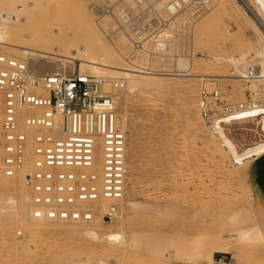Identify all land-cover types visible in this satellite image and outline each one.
Wrapping results in <instances>:
<instances>
[{
	"label": "rangeland",
	"instance_id": "rangeland-1",
	"mask_svg": "<svg viewBox=\"0 0 264 264\" xmlns=\"http://www.w3.org/2000/svg\"><path fill=\"white\" fill-rule=\"evenodd\" d=\"M8 1L6 0L7 3ZM49 1L59 2L64 8H69L70 2L68 0ZM87 1L92 2L94 0ZM2 2L0 1V6ZM149 2L153 5L158 3L156 0H149ZM98 3L102 9L105 7L112 15L121 6L128 8L129 11L137 8V5L130 0H123L118 4H115L116 0L108 3L105 0L103 3L95 1V4ZM9 5H11L10 2L8 7H10ZM159 8L162 9L163 6H159ZM68 11L64 13L48 11L45 16L49 20L53 18L55 20L56 18V21L58 19L62 22L65 18L66 21H64L69 26L74 25H71L74 30L71 27L70 29L75 31L78 24H73V20L69 19L68 16L73 14L69 9ZM184 11H188L184 14L186 16L184 24L179 25L177 30L175 25L171 24L173 34L165 36L162 33V35H158L171 41V46L167 52L156 55L154 54V45V49L146 46L149 52L151 51L150 54L146 55H153L151 69L161 71L164 69L173 71L181 69L183 71V68L179 69V66L174 65L173 56L175 53L192 60L194 45H192L191 25L202 19L207 8L202 10L187 8ZM102 12H92L100 22L103 19L100 16ZM155 12H158V10H155ZM113 18L114 16H112L114 26L105 29L104 38L109 45L111 44L110 46H118L119 37L124 33L122 29H119L120 26ZM217 19L218 25L213 29L212 34L217 41L216 50L218 52L231 55L238 54L241 51L249 52L253 49V45L256 44V33L247 21L238 24V22L235 23L236 21L232 20L233 23L225 15L219 16ZM54 24L60 26L58 22ZM65 24L64 27H66ZM51 26L54 27L53 24ZM76 30L78 31L77 27ZM83 34L85 36L88 31H83ZM148 43L151 44L152 41L146 42V44ZM129 46L124 55H135L131 52ZM193 59L195 58L193 57ZM250 64L252 66L253 62ZM50 65L47 64V66ZM78 65L79 62L77 61L75 71H78ZM216 71L218 73L222 71L234 72L231 62H221L216 67ZM180 75L168 76L171 85L167 87L168 89L165 88L162 91L153 89L130 93L126 91V87L123 89L114 88V92L120 95L117 107L118 120L123 117V114L127 117L125 121H127L128 128L123 134L125 149L122 145L115 151L113 149L95 150L97 174L100 177L102 172L107 173V181L110 183L109 188L101 189H104L105 192H108L113 186L110 172L113 173L114 170H117L116 167L119 165L116 164V160L123 153L125 155V164L123 165L126 168V173L123 176L124 184L122 182L115 184V190L121 188V196L109 202L114 203L116 208L121 204V201L123 202L121 205L126 209L120 231H123L122 233L128 241L132 242L134 239L136 245H132V247L126 244L116 246L111 241H90L74 237L72 234L55 233L47 228V225L51 223L49 220H44L46 225L39 232L25 230L24 227L34 221L32 208H29L27 204L28 208L25 209L24 214L17 217L15 205L17 194H19L18 197L22 204L26 203L24 199L26 194L18 192L16 179H3L0 182V196L2 195L0 197V200H2L0 204V262L3 259L16 257L22 261L44 260L43 262L46 261L47 264H56L52 261L53 258L55 259L58 256L61 257L58 259V263L61 262V259L65 261L75 258V260H81L86 264H95L107 260L117 264H126V262L127 264H135L139 262L138 259L140 258V264H194L195 259L198 258L200 264H247V261L251 259L250 257L254 255V258L256 256L260 258L257 257L259 262L255 260L257 264L264 261V245H257V242L260 241L253 242V245L246 243L247 246L240 244V242H234V245H231V254L215 252L213 256L209 257L205 252L207 246L211 249L216 247L215 245L218 246L219 243L221 245V242L226 243L231 240V236L235 235L240 228L255 225H258L260 229L263 228L264 192L256 193L252 190L244 198L242 196L245 194L244 186L249 179L256 176L258 182H261L259 178L264 177V166L260 164L262 159L260 158L257 161L259 168L253 161L246 169H240L235 175L230 176L227 172H234V168L224 152L220 156L214 151V146L205 143V137L211 130L208 129V126H205L199 131L194 126L197 115L203 119L201 114L203 109L199 107L201 90L212 91L218 89L228 102H240L245 100L246 96L244 81L236 77L221 80L216 78L200 80L191 78V76ZM115 79L110 78V80ZM259 85L264 89V84ZM262 96L264 97V95ZM222 126L242 148L245 146L246 141L252 138L250 130L255 126V121L250 120L240 124L234 122L222 123ZM93 139L100 140L101 138L93 137ZM101 140L106 141V138ZM104 180L106 179L104 178ZM107 194L110 196L112 193L108 192ZM235 194H242V198L235 196ZM11 201L12 203H10ZM98 201L100 204L102 199ZM236 214L239 215L238 219L241 222L239 224L236 222V225H234L233 221L231 223L228 220ZM108 218L110 219L107 221L101 222L99 219L94 222H85V224L93 227L98 232L113 234L117 229V222L112 217ZM59 223L66 224L62 221ZM195 234H198L199 241H203L204 245L206 244L205 247L202 245L203 251L201 253L198 250V253L196 252L197 246L191 242L192 236ZM36 235L38 238L35 237ZM262 242L264 244V240L261 239L260 243ZM248 244L252 246H248ZM256 245L261 249L258 250ZM204 252L205 254H203ZM135 253H137V257L140 255L138 259L136 257L131 258L135 256ZM127 256H129L128 259ZM129 258L131 261L134 259L133 262H129Z\"/></svg>",
	"mask_w": 264,
	"mask_h": 264
},
{
	"label": "bare ground",
	"instance_id": "bare-ground-1",
	"mask_svg": "<svg viewBox=\"0 0 264 264\" xmlns=\"http://www.w3.org/2000/svg\"><path fill=\"white\" fill-rule=\"evenodd\" d=\"M0 1H3L1 3L2 7L0 6V52L5 53L9 56L28 60V64L36 73L45 71L59 73L63 70L65 72L75 71L76 62L78 61L79 72L89 73L94 76H100L105 78L106 84L104 85V87L106 88V91L108 93L112 94L113 107H115L116 110L119 105L118 99L120 98V95L114 92V87L111 85L110 78L123 79L124 88L126 87V91L130 93H135L136 91L153 89L162 91L163 89L171 85L168 76L180 75L171 71L170 69H164L163 71L159 72L142 71L144 67L147 69L152 68L151 58L153 55H148L149 57L146 55L150 54L151 52H149L146 46L153 48V44L148 43V45L145 42L142 47L133 48L128 36L125 34L124 31H122L124 33L123 35L120 34L121 36L119 37V40L117 42L118 46H110L111 44L109 45L105 41L104 34L106 33V28L114 26V21L112 20L113 15L110 14V11L106 10L105 7L104 9H102L99 3V5L95 4V1L103 3L104 0H94L92 2H88L87 0H68L70 2L68 9L72 11L73 14L70 15L72 17H68L69 19L71 18V21L73 20V24H78V26H76L78 31L76 30V27L75 31H72L71 29H73L72 26L74 25L71 24L72 26H69L68 23L65 22V18H63V22L62 20L60 21L58 19L56 21V18L55 20L54 18L50 19V21L49 18L45 16L48 11H59L61 13H64L65 11L69 12L68 9L64 8L59 2H50L49 0H7L8 3H11V5H9L10 7H8V3L6 2V0ZM110 1L112 0H105L106 3ZM120 1L123 0H116L115 4H118V2ZM130 1L136 4L135 0ZM156 1L158 2L156 3V5H153L152 3L151 5H149V7L151 6L152 9L158 10L160 13L164 14L165 4L169 0ZM5 4L7 5L6 7ZM159 6H163V8L160 9ZM206 8L207 11L206 13H204L202 19L198 20L197 23L191 25L193 35L192 45H194L192 60H188V58H186L185 56L177 55L176 53L173 56L174 65L179 66V69L183 68V71H186V73L181 75H186L189 77L191 76V78L193 77L195 79L200 80H205L208 78H216L218 80H221L225 78L236 77L237 79L243 81L245 71L249 67H251L250 63L253 62L252 66L256 67V73H258L256 83L264 84V0H209V4ZM102 10L104 11L102 12ZM93 11H96L97 13L102 12V15H100L103 18L101 22L94 17L92 13ZM186 12L188 11L183 10L176 16L172 17L169 20L167 27L164 29L163 32L159 33V35H162V33L165 36L173 34L174 31L171 30V24H174L175 29L177 30L179 25L185 23L186 19L184 18L186 16L184 14H186ZM77 13L78 15H76ZM224 15L227 16L228 19H230L231 21L235 20V23L238 22V24L247 21L253 27L256 33V44L253 45L252 50H250L249 52L241 51L238 54L234 53L231 55H226L223 54V52H218L216 50L217 41L216 39H214L215 37H213L212 33L213 29L218 25L217 18L219 16L222 17ZM179 18H181V20H179ZM53 20L55 22L60 23V26L55 25V22ZM64 22L67 24H65ZM51 24H53L54 27L51 26ZM64 24L67 28L64 27ZM119 29H121V27H119ZM83 31H88V34L84 36ZM128 46L130 47L131 52L135 53V55H124V52L126 51V49H128ZM154 54H156L155 51ZM193 57L195 59H193ZM221 62H231L234 72L231 73L229 71H222L221 73H218V71H216V67ZM47 64L51 65L47 66ZM122 116L123 117L117 120V127L118 130L125 133L128 128L127 121H125L127 117L124 114ZM251 116L253 117L251 118V120L255 121V126L253 127V129L250 130L252 133V138L246 141L244 147L240 148L236 141L232 139L231 136H229V132L222 126V123L234 122L240 124L245 121H250L249 119L245 120L242 118H249ZM204 123L205 122L203 121V119H201V117L197 115V119L194 121L195 128L200 131L205 126H207ZM212 126L213 128L210 129L211 132L208 131L209 134L205 137V143L209 146H214V151H216V154L220 155L224 152L225 156L229 159L232 164V167L234 168V172H227L230 176L235 175L240 169H246L249 164H251L253 161L257 164L256 166L259 168L257 161H259V159L262 158V156L264 155V104L250 107L241 111H236L232 114H228L225 116L216 117L213 119ZM258 127H260V129H258ZM97 138H106V141H102L101 139V141L99 139H93L95 150L105 151L113 149L115 151L119 146H122L124 144V139H122L121 141V139H117L116 136H103ZM217 145H219V147H217ZM29 171L30 166L26 165L24 172L21 174L14 175L12 177H0V182L3 179H16L18 192L20 194H26V197L24 198L26 200L25 204H22L19 200V194H17L16 196L17 199L15 198L17 217H21L24 214L25 209L28 208V206L29 208H32L30 205L31 192L27 185V176L29 174ZM102 173L99 177L100 190L102 188H109L110 184L109 181H107V173ZM104 178L106 180H104ZM120 189L121 188H117L115 192H120ZM252 190L256 193L264 192V183L258 182L256 176L246 182L244 186L245 194L241 195L244 198V196ZM241 195L235 194V196L242 198ZM0 197H2V195ZM110 199L111 197L107 195L103 196L101 203L98 205L99 209L97 211L99 215L97 214L92 220V222L97 221L99 219L101 220V222L110 219L108 218V215H105L103 213L105 211V207L109 205V201H111ZM1 202L2 200H0V204ZM10 203H12V201ZM121 204H123L122 201ZM121 204L118 206V208H115V211L110 216L113 218V220L117 222V229H115L116 231L113 234L98 232L93 227L86 225L83 221H62L66 222V224L64 225L59 223L60 221L49 220L51 223L47 225V228L55 233L72 234L74 237L83 238L90 241H111V243L116 246L126 244L131 245L132 247V245H136L134 239L132 242L128 241L122 233L123 231H120L122 227L124 211L126 209ZM238 217V214L232 215L228 221H230L231 223L233 221L234 225H236V222L237 224H239L241 221L238 219ZM32 218H34V221H31L28 226L24 227L23 224H20L22 225V227H24L25 230L39 232L46 225L44 223V220L46 219L35 218L34 216ZM227 222L226 224H228ZM15 232L17 233L18 231ZM221 233L223 234L224 232ZM197 235L198 234L192 236L191 242H193L194 245L197 246L196 252L198 250V252L201 253L203 251V246L205 247L206 244L204 245L202 243L203 241H199ZM35 237L38 238L37 235ZM261 239L264 240V223L262 229H260L258 225H255L253 227L240 228L236 231L235 235L231 236V240L227 241L226 239V243L221 242V245L219 243L218 246L215 245L216 247H213L211 249L207 246L205 247V252H207L206 255H209V257L213 256L215 252L231 254V245H234V242H240V244L242 243L244 245L246 243H251L253 245V242H261ZM260 242H257V245L259 246L260 244H262L263 246V242ZM249 244L248 246H252ZM208 245H210V243H208ZM207 248L209 249L208 251L206 250ZM259 249L261 248H258V250ZM205 252L203 254H205ZM134 255V257L132 255V257L130 255L129 256L131 258L136 257V259H138L140 256L138 255L137 257V253H135ZM129 256H127L126 258L128 259ZM254 256L250 257L251 259L247 261V264H257L255 260L258 261L260 258L258 256L254 258ZM60 258L61 257L57 256V258H53L52 262H55L56 264H86L81 260H75V258L71 260L67 259L65 261H62L61 259V262L58 263L57 261ZM136 259L135 261L137 262ZM3 260L0 262V264H47L46 261L43 262L44 260L22 261L21 259L16 257L7 258L4 261ZM133 260L131 261V259L129 258V262H133ZM138 260L139 262L135 264H140V258ZM195 261L196 262L194 264L201 263H199L198 258H196ZM95 264L117 263H112L107 260L100 263L96 262ZM260 264H264V261H261Z\"/></svg>",
	"mask_w": 264,
	"mask_h": 264
},
{
	"label": "built area",
	"instance_id": "built-area-1",
	"mask_svg": "<svg viewBox=\"0 0 264 264\" xmlns=\"http://www.w3.org/2000/svg\"><path fill=\"white\" fill-rule=\"evenodd\" d=\"M151 4L136 0L135 10L121 6L112 12L133 48L151 40L155 53L161 55L171 41L158 35L169 20L187 8L205 9L209 0H169L164 14L152 10ZM257 76L254 66L245 71L246 96L241 102H228L218 89L201 90L199 107L209 129L216 117L264 104V89L256 83ZM110 82L115 89L124 88L122 80ZM105 84V78L79 71L36 73L28 60L0 52V177L21 174L30 166L27 185L35 218L89 222L98 214V200L109 196L108 192L111 201L121 196L122 191L114 190L115 184H124V153L115 162L117 170L110 172L113 186L108 192L100 190L95 169L93 137L124 139L117 127L113 96ZM115 208L109 202L104 214L110 217Z\"/></svg>",
	"mask_w": 264,
	"mask_h": 264
},
{
	"label": "crops",
	"instance_id": "crops-1",
	"mask_svg": "<svg viewBox=\"0 0 264 264\" xmlns=\"http://www.w3.org/2000/svg\"><path fill=\"white\" fill-rule=\"evenodd\" d=\"M262 160H261V165L263 164V166H264V155L262 156V158H261ZM263 175H264V172H263ZM259 181H261V182H263L264 183V177H261V178H259Z\"/></svg>",
	"mask_w": 264,
	"mask_h": 264
}]
</instances>
